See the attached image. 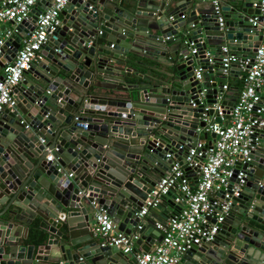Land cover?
<instances>
[{"label":"water","instance_id":"1","mask_svg":"<svg viewBox=\"0 0 264 264\" xmlns=\"http://www.w3.org/2000/svg\"><path fill=\"white\" fill-rule=\"evenodd\" d=\"M173 1L171 8L166 0L63 6L42 59L23 72L11 91L13 106L0 113V264H131L90 232L94 212L103 210L125 234L139 224L142 201L171 161L164 154L181 163L205 124L199 116L205 107L212 115L222 92L220 84L194 79L195 66L217 74L220 58L209 65L206 53L224 42L253 52L261 39L249 22L259 13L257 0H222L221 28L210 1ZM48 5L39 0L16 25L3 46L6 62ZM137 67L138 81H124ZM201 88L203 101L196 98ZM258 94L264 114V86ZM219 103L226 112L232 104ZM248 158L234 167L230 181L241 169L244 183L217 233L177 264H264V128ZM167 198L173 204L171 192L161 200ZM151 229L156 240L147 236ZM137 232L134 248L147 250L160 239L153 226L140 224ZM32 233L34 241L25 243Z\"/></svg>","mask_w":264,"mask_h":264},{"label":"built area","instance_id":"2","mask_svg":"<svg viewBox=\"0 0 264 264\" xmlns=\"http://www.w3.org/2000/svg\"><path fill=\"white\" fill-rule=\"evenodd\" d=\"M39 0H0V60L4 57L3 46L17 33L16 25L27 19L29 11ZM68 0H49V5L35 17L32 30L21 36L13 58L6 62L0 74V113L4 107H12V88L23 78V72L31 63L42 59L40 50L47 35L60 25V11ZM167 1V0H166ZM219 28L223 26V16L219 0H209ZM259 13L249 18L250 26L261 39L252 56H240L228 46L220 47L219 64L221 73L227 74L232 65L243 71L242 86L226 112L220 105L222 92L217 94V102L212 104V115L204 112L199 119L205 121L195 131H204L216 136L208 144L199 139L191 141L182 161L164 154V160L171 158L158 180L150 187L146 198L136 213L141 218L150 209L156 208L162 196L173 194L172 202L177 207L165 219L154 221L152 226L160 232V239L151 248H134L138 239L140 224L129 234L116 229L110 216L97 209L93 214L90 232L101 245L116 247L122 254L130 255L133 264H177L180 255L193 245L211 239L218 231L219 223L228 214L232 197L238 196L244 183V172L237 169L234 181L230 178L237 162L248 161V154L258 143L260 130L264 126L261 117L263 107L258 104V92L264 86V0H257ZM11 23V27L3 26ZM195 52L190 47L189 54ZM207 63H214L206 53ZM248 66V67H246ZM202 69H194V79L200 80ZM222 90L225 85L221 86ZM205 88L196 93L202 99ZM191 106H195L192 100ZM76 119V118H75ZM217 119L218 121H216ZM85 125V123H83ZM44 139L39 138L40 143ZM51 154L46 155V160ZM187 167L188 171H184ZM72 177V173H67ZM195 176L194 183L191 177Z\"/></svg>","mask_w":264,"mask_h":264},{"label":"crops","instance_id":"3","mask_svg":"<svg viewBox=\"0 0 264 264\" xmlns=\"http://www.w3.org/2000/svg\"><path fill=\"white\" fill-rule=\"evenodd\" d=\"M220 1V5L222 4L221 1L222 0H219ZM203 3L205 4H208L209 3V0H202ZM173 3L174 1L173 0H167L165 2V5L166 7H174L173 6ZM62 18V16L60 15V19ZM3 26H7V27H11L12 24L11 23H5L3 24ZM222 45H225V46H228L230 49H231V46L227 43H223ZM239 45H235V47H238ZM192 48V47H191ZM220 50V49H219ZM233 50L235 53H237L238 55L240 56H252L253 52L252 51H246V50H242V49H239V50H236V49H231ZM219 54L220 52L219 51H216V50H212V51H209V56L210 57H219ZM5 64V59L4 57L0 60V74L2 73V67L3 65ZM198 68V66H195V69ZM135 70H138V67L137 69H130L128 70V73H129V76L127 77H124V81L126 82H137L138 81V78L137 76L134 74V71ZM243 74L244 72L239 70L235 65H232L231 66V69L229 70V72L227 74H223L221 72L215 74L214 72L210 73V74H203L201 75V79L200 81H202L204 84L207 83V84H210L211 82H215L216 84H220L221 86L225 85V88L222 90V100L226 101V102H234L235 98H236V92H238V90L241 88L242 86V78H243ZM83 115V114H81ZM261 117L263 118L264 120V114L262 113ZM264 128V126L262 127V129ZM261 129V130H262ZM211 134L212 133H209V132H204V131H199V132H196V138L195 139H199L201 141H204V142H209L211 141L213 138L211 137ZM41 138V137H39ZM194 140V139H193ZM50 154V152H48L46 155ZM167 164L166 163H162L161 165V168H160V171L163 172L164 169L166 168ZM67 173H69V171H67ZM153 172H151L152 174ZM194 178L195 176H192L191 177V183H194ZM176 191H172V193H175ZM161 205V209L165 210L166 212L163 213L161 211V209H157V208H154L156 209L157 211L153 210V209H150L148 211V213L141 217L140 220H139V224H143L145 225L146 227H150L152 226L153 222L154 221H160V220H163L162 219V215L165 214V217L168 216L171 212H174V210L177 208L174 204H171L170 201L168 200V198L166 200H160V203ZM154 228V227H153ZM29 232L30 233V228H28ZM155 231L153 229H151V231L148 233V237L150 240H156L157 237L153 234ZM34 233L32 234H29V239H25V243H30V242H33L34 239H35V236H33ZM95 239L99 242L98 238L96 236H94ZM27 241V242H26ZM153 245V244H152ZM152 245L149 246V248L152 247ZM140 248V247H139ZM148 248V249H149ZM128 257V261L133 264V260L131 258L130 255H126Z\"/></svg>","mask_w":264,"mask_h":264}]
</instances>
